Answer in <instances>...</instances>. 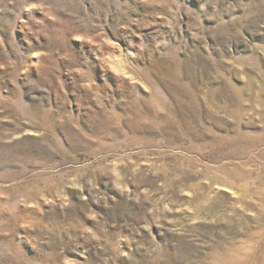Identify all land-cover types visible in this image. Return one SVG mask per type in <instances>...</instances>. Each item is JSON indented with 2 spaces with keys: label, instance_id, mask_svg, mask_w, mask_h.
<instances>
[{
  "label": "rangeland",
  "instance_id": "rangeland-1",
  "mask_svg": "<svg viewBox=\"0 0 264 264\" xmlns=\"http://www.w3.org/2000/svg\"><path fill=\"white\" fill-rule=\"evenodd\" d=\"M0 264H264V0H0Z\"/></svg>",
  "mask_w": 264,
  "mask_h": 264
}]
</instances>
